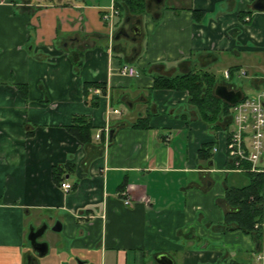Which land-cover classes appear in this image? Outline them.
<instances>
[{"label": "crops", "instance_id": "0c3cea01", "mask_svg": "<svg viewBox=\"0 0 264 264\" xmlns=\"http://www.w3.org/2000/svg\"><path fill=\"white\" fill-rule=\"evenodd\" d=\"M144 1L134 18L123 0H0V264H26L29 228L56 223L87 264H156L161 254L173 264H264V237L257 245L224 228L225 189L246 187L250 165L234 169L226 133L211 134L187 92L152 88L156 76L195 68L241 99L263 92L264 9L254 6L264 0ZM74 117L92 124L85 145L69 131ZM56 166L67 192L53 182Z\"/></svg>", "mask_w": 264, "mask_h": 264}, {"label": "trees", "instance_id": "16d2710c", "mask_svg": "<svg viewBox=\"0 0 264 264\" xmlns=\"http://www.w3.org/2000/svg\"><path fill=\"white\" fill-rule=\"evenodd\" d=\"M123 10L129 15H144L146 3L144 0H123ZM128 15V16H129ZM100 87L99 84H92ZM226 86L218 81L216 76L208 71L192 69L172 77L156 76L153 79V89L187 92V104L194 110L195 117L203 122L212 133L221 130L228 134L231 126V105L216 94V89ZM246 97L242 96V99ZM151 115L137 120L135 128L146 127ZM74 126L69 127L70 133L83 145L91 141L92 124L83 117L73 118ZM213 144H204L198 150V158L208 160ZM229 167H233L232 164ZM250 182L246 187L225 189L224 200L227 211L224 214L226 231L239 230L250 235L253 241L260 245L263 240L261 228L263 215L264 176L262 173L247 172ZM66 176L61 166L52 171L55 185L60 186Z\"/></svg>", "mask_w": 264, "mask_h": 264}, {"label": "built area", "instance_id": "2783aa9c", "mask_svg": "<svg viewBox=\"0 0 264 264\" xmlns=\"http://www.w3.org/2000/svg\"><path fill=\"white\" fill-rule=\"evenodd\" d=\"M116 14L113 8L102 16V21L111 25V18ZM120 74L129 78H135L137 70L131 66H123ZM225 79L229 78V72L223 71ZM94 95L99 90L92 91ZM112 114H119L118 110H112ZM232 125L228 134H225V150L231 155L234 169L238 172L247 170L243 163L250 165L251 172L262 173L264 176V91L253 98H245L235 104L232 109ZM101 135L97 133L95 139L99 140ZM105 143L106 139H105ZM60 188L67 192L71 186L61 183ZM125 205H130L128 199H124ZM261 228L264 233V196L263 216Z\"/></svg>", "mask_w": 264, "mask_h": 264}, {"label": "rangeland", "instance_id": "374dc122", "mask_svg": "<svg viewBox=\"0 0 264 264\" xmlns=\"http://www.w3.org/2000/svg\"><path fill=\"white\" fill-rule=\"evenodd\" d=\"M129 17L141 18L142 16L136 14L129 15ZM117 42L123 45V43H125V39L122 38ZM243 90L245 92L247 91L245 89ZM211 134L213 135L212 132ZM42 240L47 241V243H45L47 244V246L49 245V252L48 254L41 257L40 264H87L84 263L83 260L88 255L84 252L71 249L70 244L64 239L63 233L54 232L50 229L49 231L45 232V235L42 237ZM152 257V254H150V258ZM174 260L176 261V264H178V258L176 257L174 258Z\"/></svg>", "mask_w": 264, "mask_h": 264}, {"label": "flooded vegetation", "instance_id": "af4514ba", "mask_svg": "<svg viewBox=\"0 0 264 264\" xmlns=\"http://www.w3.org/2000/svg\"><path fill=\"white\" fill-rule=\"evenodd\" d=\"M137 32H138L137 23L135 22L134 24L130 26L128 36L130 38H134L137 35ZM46 228H47V225L44 224L42 226L37 227L36 229H32L31 232H29L30 233L28 235L29 236V240H28L29 252L26 256V264H39V260L42 257L40 256V252H41L40 250L43 249V246L41 244L47 243V241L42 240V237L45 235V230L49 231V229H51L52 231L57 232L56 229H60V225L56 223L53 227H50L48 229Z\"/></svg>", "mask_w": 264, "mask_h": 264}, {"label": "water", "instance_id": "95a60500", "mask_svg": "<svg viewBox=\"0 0 264 264\" xmlns=\"http://www.w3.org/2000/svg\"><path fill=\"white\" fill-rule=\"evenodd\" d=\"M159 1L160 0H155L154 1V3L156 4V5H159ZM149 8H151V4L150 3H148V10H149ZM254 8L256 9V10H262V9H264V5H263V2L262 1H258L256 4H255V6H254ZM137 23V22H136ZM138 24V23H137ZM137 34L139 33V29H138V27H137ZM216 94L221 98V99H223L224 101H226V102H228L229 104H231V105H234V104H236L238 101H240L241 100V93L240 92H234V91H232V90H227V88L226 87H224V86H220V87H218L217 89H216ZM110 137V136H109ZM109 137H108V142H109ZM33 228L32 227H30L29 228V230H30V232H31V230H32ZM56 231H59V229H56ZM35 239V238H34ZM28 240H29V236H28ZM31 243H32V241H31ZM42 246H43V249H41L40 251V256H44V255H46V253H47V244H41ZM154 260H155V262H156V264H173V262H172V260L168 257V256H166V255H164V254H161V255H158V256H156L155 258H154Z\"/></svg>", "mask_w": 264, "mask_h": 264}]
</instances>
